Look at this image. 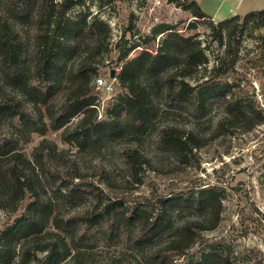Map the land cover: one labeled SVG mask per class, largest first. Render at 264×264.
Masks as SVG:
<instances>
[{"label":"trees","instance_id":"obj_1","mask_svg":"<svg viewBox=\"0 0 264 264\" xmlns=\"http://www.w3.org/2000/svg\"><path fill=\"white\" fill-rule=\"evenodd\" d=\"M170 1H176L177 5L189 10L195 18H210L196 0ZM83 4L84 0H0V72L10 92L16 91L21 97L11 94L7 95L9 98L0 97V189L9 191L8 197L11 199H19L26 192H33L24 211L2 231L0 264L13 261V243L17 237L26 238L38 234L48 222L57 231L55 234L61 233L66 242H44L37 246V250L44 252L45 264H59V256L68 255L73 246L93 244L95 233L107 241L115 240L117 224L124 219L137 223V232L129 240L135 246L140 245L153 233L166 227L173 211L183 209L203 210L207 216L183 223L178 234L165 243L163 248L157 249L155 255L168 264H235L229 253L222 248L220 240L207 244L201 242L205 245L195 256L186 255L180 262L173 257L185 254L186 249L200 243V235L192 234V228L198 234L217 225L222 211L221 190L217 185H200L192 192H175L164 196L149 210L130 207L118 199L107 198L103 201V190L93 178L97 176V180L107 186H111L112 181L101 164H96L94 170L87 174L79 170L75 159L70 158L64 169L47 164L49 179L55 184L56 194L67 200L91 194L93 202L88 207L66 216H58L53 212L52 198L36 191L37 174L32 164L38 166L36 162L39 156H35L31 163L18 152L21 137L28 140L31 132L45 134L48 130L63 128L62 140L76 141L78 146L85 148L93 141L113 133L125 132L130 127L140 129L155 113L152 96L141 80V75H156L172 59H176L177 63L172 64L173 67L161 79L167 109L182 111L195 118L205 116L216 105L224 110L208 136H200L194 130L170 124L158 129L153 139L155 147L172 155L177 164H187L194 156V150L207 141L236 128L248 131L263 121L259 110L234 98L231 92L229 76L235 71L239 47V36L234 25L237 24L234 21L239 19L238 14L216 23L209 22L212 38L225 46V54L213 65L211 74L200 82L192 84L186 78L191 77L198 66L207 63L206 54L198 40L177 28L164 26L154 29L151 35L143 37L142 44L129 46L118 58L123 59L118 79L125 93L118 96L110 106H104L102 117L97 118L96 91L93 84H89L90 72L95 67L90 66V59L105 48L103 38L109 32V26L98 16H90L82 10L75 14L69 13L71 8ZM252 18H264V8L247 11L242 26ZM24 25H28L27 30H32L28 38L31 39L32 48L26 57L23 56V43L18 28ZM103 33L105 36H102ZM159 33L164 36L156 46L154 37ZM82 45L87 54L75 66L67 69L68 59ZM132 50H137V53L128 56ZM64 77L67 81L64 96L59 102L50 103L51 95ZM80 114L75 123L68 124L72 117ZM122 115L127 122H121ZM6 117L18 127L16 134L4 129L2 123ZM119 153L129 177L134 181L139 179L144 164L150 166L134 146H122ZM151 211H154L153 214ZM52 232L46 234L53 235ZM32 257L22 247L15 264H28ZM73 258L65 264H76Z\"/></svg>","mask_w":264,"mask_h":264},{"label":"rangeland","instance_id":"obj_2","mask_svg":"<svg viewBox=\"0 0 264 264\" xmlns=\"http://www.w3.org/2000/svg\"><path fill=\"white\" fill-rule=\"evenodd\" d=\"M196 1L206 14L218 10L215 15L222 18L213 16L195 18L189 10L170 0H84L83 5L70 9V14L82 10L90 16L96 15L109 26V32L103 38L105 48L90 59V66L95 67L94 71L90 72V86L96 76L111 78L115 84L112 94L96 90L99 104L108 107L118 96L125 93L118 79L123 63V59L118 58L125 49L135 44H142L145 35H151L154 29L164 26L175 27L183 34L192 36L199 41L200 48L206 54L207 63L198 66L193 75L186 79L193 84L208 77L213 65L225 54V46L212 38L209 22L216 23L230 16L228 9L231 7L235 13H239V19L234 21L237 23L234 25L239 36V47L235 71L229 76L232 84L231 92L234 98L249 103L260 111L263 115L260 124L248 131L236 128L211 139L194 150L195 154L187 164H177L172 155L155 147L153 139L158 129L170 124L194 130L200 136H208L224 110L216 105L205 116L195 118L182 111L167 109L161 79L165 72L173 67L172 64L177 63L176 59H172L156 75H141V80L152 96L155 113L140 129L130 127L125 132L113 133L93 141L85 148L78 146L76 141L62 140L63 128L56 131L48 130L45 134L31 132L28 140L24 137L20 138L17 150L31 163L35 156H39L36 162L38 166L32 164L35 165L34 172L37 174L36 191L52 198L53 212L59 214L58 216H66L73 211L82 210L93 202V197L89 193L74 200H67L56 194L55 184L49 179L47 164L64 169L70 158L75 159L79 170L87 174L94 170L96 164H101L112 181L111 186H107L104 182L98 181L97 176L93 178L103 190V201L107 198L118 199L130 207L137 206L149 210L164 196L175 192H192L200 185H217L221 190L222 200V211L217 225L211 230L200 231L198 234L196 229L192 228V234L200 235V243L186 249L185 254L173 257L180 262L186 255L195 256L205 244L220 240L222 248L229 253L235 264H264V18L260 20L252 18L243 26L241 24L247 11L264 8V0ZM27 26L18 27L25 57L30 54L32 48L31 39H28L32 30H27ZM162 34H155L156 46L161 42L164 36ZM103 35L105 36V33ZM136 53L137 50H132L128 56ZM86 54L82 45V48L68 59L67 69L75 66ZM26 60L27 58L24 60L25 64ZM111 69H114L112 77ZM5 82L6 79H3L0 72V97L9 98L7 95L11 94L21 98L16 91L10 92ZM66 83L64 77L55 93L51 95L50 103L55 104L61 100L65 94ZM26 104L30 105V103ZM80 116L81 114L75 115L68 124L72 125ZM121 122H127L124 115L121 116ZM2 125L8 133L18 132V127L7 117L4 118ZM129 145L136 147L150 164V166L145 164L142 166L137 181L129 177L119 153L122 146ZM0 190L1 239L5 226L13 223L24 211L33 192H26L19 199L18 197L11 199L8 197L9 191L4 188ZM151 212L153 214L154 211ZM206 216L207 213L203 210L173 211L165 228L156 231L137 246L133 245L129 238L136 234L138 225L135 221L124 219L117 224L115 240L107 241L94 232L93 244L73 246L68 255L59 256V264H65L73 256L76 264H98L104 261H109L111 264H127V262L168 264L155 255L156 250L163 248L165 243L172 240L183 223L203 219ZM51 230L53 235L46 234ZM55 233L57 231L48 222L38 234H31L26 238L17 237L13 243L15 254L10 264L17 262L22 247L34 256L28 264H45L44 252L38 251L37 246L44 242L58 244L66 242L61 233Z\"/></svg>","mask_w":264,"mask_h":264},{"label":"built area","instance_id":"obj_3","mask_svg":"<svg viewBox=\"0 0 264 264\" xmlns=\"http://www.w3.org/2000/svg\"><path fill=\"white\" fill-rule=\"evenodd\" d=\"M114 80L110 79H106L102 76H96L94 78V82H93V86H94V90H99L103 93L106 94H112L113 90H114ZM96 108H97V116L102 117L103 115V107L102 104H99V99L98 97L96 98Z\"/></svg>","mask_w":264,"mask_h":264},{"label":"crops","instance_id":"obj_4","mask_svg":"<svg viewBox=\"0 0 264 264\" xmlns=\"http://www.w3.org/2000/svg\"><path fill=\"white\" fill-rule=\"evenodd\" d=\"M216 12L218 13V10H216V11H214L213 13H207L209 16H213V17H216V18H222V17H218V16H216L215 14H216ZM228 13H230V15H233V14H239V13H235V11H234V9H232L231 7L228 9ZM245 13V12H244Z\"/></svg>","mask_w":264,"mask_h":264},{"label":"water","instance_id":"obj_5","mask_svg":"<svg viewBox=\"0 0 264 264\" xmlns=\"http://www.w3.org/2000/svg\"><path fill=\"white\" fill-rule=\"evenodd\" d=\"M114 75V69H111L110 76L112 77Z\"/></svg>","mask_w":264,"mask_h":264}]
</instances>
